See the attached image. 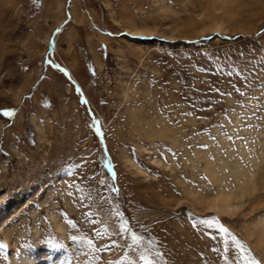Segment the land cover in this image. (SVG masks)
<instances>
[{
    "label": "rangeland",
    "instance_id": "obj_1",
    "mask_svg": "<svg viewBox=\"0 0 264 264\" xmlns=\"http://www.w3.org/2000/svg\"><path fill=\"white\" fill-rule=\"evenodd\" d=\"M263 168L264 0H0V264H264Z\"/></svg>",
    "mask_w": 264,
    "mask_h": 264
},
{
    "label": "bare ground",
    "instance_id": "obj_2",
    "mask_svg": "<svg viewBox=\"0 0 264 264\" xmlns=\"http://www.w3.org/2000/svg\"><path fill=\"white\" fill-rule=\"evenodd\" d=\"M222 24L220 22H217L215 24L216 26L214 27V29L215 30L216 29L221 30ZM223 27H224V25H223ZM156 162L159 163V161H156ZM221 164H223V163H221L220 160H217V159L215 161L209 163L210 174H212L214 176V178L217 180V182L218 181L222 182L223 177H225L224 171L223 172L221 171V167H222V166H220ZM253 164H255V163H253ZM250 166L252 167V165H250ZM251 167L247 166L246 169H241V168L237 167L236 165L233 166L232 175L237 176V178L235 177L236 180L233 184L230 182L227 184L228 185L227 190L223 187H220L217 194L211 195L208 193V194H206V196L204 195L203 198L198 197V196H194L192 194L193 192H190L189 195L193 196L194 197L193 199L196 200V202H198L200 204L204 203L203 206H205L204 208L207 211H211V212L213 211V212L220 214V215H229V214L231 215L237 208L239 209V207L241 206V204L234 202L233 200L234 199L241 200L240 198H243L245 193L249 191L248 188L251 186L250 184L254 181V177H253L254 173H251L252 170L249 171V169ZM248 171L250 172V174L248 173ZM261 172H263V171H261ZM261 183H262V180H261ZM219 184H220V182H219ZM217 185H218V183H217ZM252 189H253V187L251 188V190ZM250 227L252 228L251 231L253 232L252 236L257 237V240H255L256 243L258 242V244H261L264 247V223L262 221H258V223H254V224L251 223ZM250 235L251 234H248L247 236L251 237ZM29 263H30V261L26 262V264H29Z\"/></svg>",
    "mask_w": 264,
    "mask_h": 264
},
{
    "label": "snow or ice",
    "instance_id": "obj_3",
    "mask_svg": "<svg viewBox=\"0 0 264 264\" xmlns=\"http://www.w3.org/2000/svg\"><path fill=\"white\" fill-rule=\"evenodd\" d=\"M56 67L59 68V65H56ZM85 103H87V102L85 101ZM5 115H11V113L10 112H5ZM202 147H207V146L206 145H202ZM202 223L208 224V225L211 226L212 221L203 220ZM221 230L224 231V232H227V229H223L222 227H221ZM131 235H132L133 241L135 242L138 239V237L136 236V234L134 232ZM89 243L91 244L92 242L89 241ZM113 243H115V241ZM0 247H2V245H0ZM217 251H218V249H217ZM156 254L159 255V253H156ZM141 259H145V257L141 256ZM244 259L248 261V264H259V261H257L254 257L245 256ZM145 264H152V262L146 260Z\"/></svg>",
    "mask_w": 264,
    "mask_h": 264
}]
</instances>
